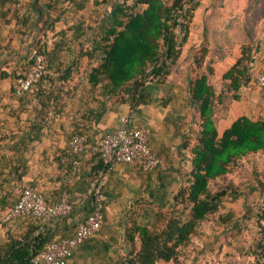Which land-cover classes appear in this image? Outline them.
Masks as SVG:
<instances>
[{"label":"trees","instance_id":"16d2710c","mask_svg":"<svg viewBox=\"0 0 264 264\" xmlns=\"http://www.w3.org/2000/svg\"><path fill=\"white\" fill-rule=\"evenodd\" d=\"M88 1L48 0L38 6L33 1L27 7L28 14L18 21L23 26L28 25L35 14L37 22H43L44 29L52 28L59 21V16L50 20L45 9L50 11L68 3L75 10H82ZM6 2L14 3V0H1L0 3ZM187 5H191L190 8H186ZM195 6V0H171L170 4L162 0H113L106 23L100 28L99 38L92 40L91 48H81L78 52V57L92 59L98 54L99 58L98 66L88 74L89 88L91 92L96 91L92 95L90 92L89 97L94 100L100 97L128 101L134 107L146 104L152 96L160 94L161 106L168 105L171 99L162 90L166 87L170 63L179 58L181 47L187 40L188 24ZM37 22L34 23L35 26ZM73 34L69 41V38L65 40L64 32L60 31L58 41L51 46L46 43L43 50L34 54H42L48 58L46 72L52 70L62 73V81L67 80L75 66H72L69 59L67 61L70 65L62 72L61 67L65 64L60 60L61 53L67 52L72 56L75 52L73 45L76 43L83 47L85 43L81 41V37L86 35L82 24L74 26ZM256 36L258 37L249 29L248 40L239 41L240 56L222 75L218 91L211 84L215 73L213 60L208 58V49L204 48L200 58L196 60L205 64V71L188 82V96L185 99L184 109L186 107L196 111L200 121L196 143L190 149V170L185 186L177 190L171 202L158 201L159 210L142 206L141 212L132 216L129 225L123 222L127 249L126 256L120 259L119 264L168 263L176 257L180 248L187 246L198 234L199 227L208 216L217 217L223 223L231 217L226 214L227 218H223L220 213L221 202L227 195L235 197L238 193L225 179L235 169L241 168L238 163L242 159L249 155L264 154V119L254 120L242 115L219 135L217 112L220 105L224 106L222 118H225L230 110L229 104L232 101L239 102L241 91L249 88L253 79L255 80L256 75L251 68L256 52ZM33 57L20 76L30 69ZM222 59L223 57L216 63ZM46 72L35 85L45 82L48 78ZM51 98V93L46 96V99ZM55 100H58L57 96ZM100 103L99 105H103L105 101L101 100ZM41 106L44 107V104ZM184 116L185 112L174 123L173 136L180 138L179 145L183 150L186 145L180 126ZM93 160L96 166L92 171L98 175L93 182L95 183L105 173L106 165L98 154L93 155ZM261 179L257 178L258 184L264 187V173ZM216 181L221 182L220 186L211 189L210 183ZM85 205L89 207L86 218L94 208L93 193L89 194ZM165 207L167 208L163 211ZM31 234L32 236L20 240H10L6 251L0 254V264H31V260L53 240L47 231L39 230L37 234ZM250 264H264V240L255 244Z\"/></svg>","mask_w":264,"mask_h":264},{"label":"crops","instance_id":"0c3cea01","mask_svg":"<svg viewBox=\"0 0 264 264\" xmlns=\"http://www.w3.org/2000/svg\"><path fill=\"white\" fill-rule=\"evenodd\" d=\"M23 5V0L0 3V254L6 251L10 240L30 237L39 230L47 231L53 239L72 236L76 226L89 213L85 204L98 175L92 171L96 163L90 150L78 155V164H74L68 142L81 133H87L93 141L114 131L121 118L126 117L129 125L149 132V146L161 158L164 167L159 165L151 172H142L133 164L119 163L103 173L106 195L103 226L67 261V264H119L118 252L126 249L121 242L124 241L125 215L132 216L138 204L144 206L150 196L156 197L153 189L162 185V176H159L162 170L171 168L173 172L177 167L175 157L181 141L173 137L174 123L185 112L184 102L171 100L163 107L160 94L134 107L128 101L100 97L61 101L55 100L54 88L48 83L35 85L22 97H17L13 88L27 56L24 52L25 28L18 21L28 14ZM218 64L214 66V73L221 80L230 67L223 72L216 68ZM263 69L264 32L258 31L251 70L257 75ZM50 93L53 98L46 99ZM101 100L105 104L99 105ZM259 104L263 114L259 119H264V99ZM237 118L231 105L223 125H219V135ZM25 188L38 191L49 203L57 202L65 192L69 195L72 211L47 224L38 223L27 215L5 221V211Z\"/></svg>","mask_w":264,"mask_h":264},{"label":"rangeland","instance_id":"374dc122","mask_svg":"<svg viewBox=\"0 0 264 264\" xmlns=\"http://www.w3.org/2000/svg\"><path fill=\"white\" fill-rule=\"evenodd\" d=\"M34 1V2H33ZM48 0H23V10L26 12L30 2L38 4L46 3ZM170 4L171 0H162ZM113 0H89L82 10H75L68 3L58 6L56 9L48 11L50 20L59 16V21L52 27L44 29L43 22H37L36 15L33 14V21L24 26L25 54L24 68H27L29 60L47 43L53 45L59 40L60 31H63L67 40L74 35V26L81 25L86 35L81 37L84 41L83 47L76 43L73 45L74 53H61L60 60L65 64L61 67L65 71L70 63L73 72L66 81L60 80L62 73L47 71L44 83H48L54 88L56 96L61 101H76L80 98H89L91 92L87 81L90 70L99 64L98 54L89 59L78 57L81 48H91V42L101 35L100 28L106 23V16L109 13ZM196 6L192 11V17L188 27V37L181 47L179 58L170 63L169 75L166 78V87L162 92L167 93L174 102H184L188 96V82L200 73L205 71V64L198 63L204 48L208 49V58L216 62L223 57L216 68H221L224 72L240 56V40H248L247 32L250 29L256 35L258 31L264 32V0H195ZM187 5L186 8H190ZM46 16V18H47ZM37 22V26L34 23ZM250 23V26H249ZM256 23L258 27H256ZM178 30L180 36L181 33ZM255 36V35H254ZM257 37V36H256ZM87 39L89 40L87 42ZM48 60V58H46ZM70 59V63L69 60ZM74 59V61L72 60ZM212 63V61H210ZM48 63V61H47ZM212 64V65H213ZM218 91L220 80L215 75L211 83ZM96 92V91H95ZM95 92H91L94 94ZM241 100L232 101V111L236 116L248 114L254 117L262 114L260 101L264 99V90L257 86L253 79L251 86L241 91ZM165 96V95H164ZM87 99V98H86ZM89 100V99H88ZM228 106V107H229ZM180 109V107H178ZM225 107H218L219 125H223L225 118H222ZM184 121L180 126L183 134V142L186 149L183 150L178 145L175 161L177 167L173 172L162 170L161 187H154L156 197L150 196V201L144 206L159 210L158 201L171 202L177 190L185 186L190 167L188 158L191 147L196 143L199 119L196 111L185 107ZM241 168L235 169L227 175L225 182L233 185L238 193L237 196L227 195L223 198L220 206V213L223 218L231 216L225 223L218 221L217 217L208 216L199 227L198 234L193 237L187 246L180 248L177 255L168 263L160 264H250L253 261V249L255 244L264 240V187L259 186L257 178L261 179L264 173V154L249 155L239 161ZM164 167V164H160ZM159 167V166H158ZM173 168V167H172ZM160 173V171H159ZM158 173V174H159ZM263 180V179H261ZM263 182V181H262ZM220 181L211 182V189L219 187ZM163 186V187H162ZM160 194V195H158ZM158 196V197H157ZM136 207V212L140 213V206ZM167 207L162 210L165 211ZM228 214V215H226ZM132 216L125 215L123 222L131 223ZM123 232V230H122ZM124 236V233H122ZM122 243L127 245L123 239ZM126 249L120 250V259L126 256Z\"/></svg>","mask_w":264,"mask_h":264},{"label":"built area","instance_id":"2783aa9c","mask_svg":"<svg viewBox=\"0 0 264 264\" xmlns=\"http://www.w3.org/2000/svg\"><path fill=\"white\" fill-rule=\"evenodd\" d=\"M33 59L30 69L16 80L14 94L17 97L29 92L46 72V57L37 54ZM255 80L257 86L264 90V70L256 75ZM68 149L74 164H78L77 156L87 149L93 155L98 154L106 165L105 172L119 163H130L142 172H151L162 163L161 158L149 146V132L129 125L126 117L121 118L119 127L114 131L93 141L87 133L74 135L68 142ZM104 184V176L93 183L90 192L94 199L93 211L76 226L72 236L51 240L31 260V264H67L73 252L99 232L103 226L106 207ZM71 211L72 205L67 193L64 192L57 202L49 203L38 191L25 188L20 192L15 205L5 211L3 218L11 221L18 216L27 215L38 223L47 224Z\"/></svg>","mask_w":264,"mask_h":264}]
</instances>
